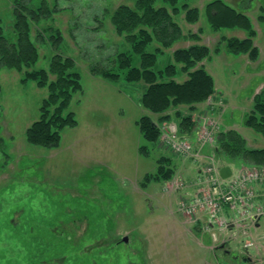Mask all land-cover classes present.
Masks as SVG:
<instances>
[{
  "label": "rangeland",
  "instance_id": "374dc122",
  "mask_svg": "<svg viewBox=\"0 0 264 264\" xmlns=\"http://www.w3.org/2000/svg\"><path fill=\"white\" fill-rule=\"evenodd\" d=\"M13 1L0 0V26L11 40ZM45 1L54 13L31 27L30 38L38 51L32 69L47 70L55 54L73 58L81 90L73 94L66 113L74 114L77 126L61 133L57 148L28 144L26 129L39 119L47 89L33 81L23 83L26 69L0 71V264H39L40 259L41 264H264V214L259 227L250 229L254 249L244 250L237 235L227 249H220L221 238L228 235L216 227L202 231L201 224L179 208L191 197L186 194L192 188L188 178L213 161L175 156L167 142H160L165 139L163 127L177 122L172 119L163 126L140 106L144 83H128L122 75L109 82L90 73L91 66L102 65L122 74L113 59L117 53L131 54V49L125 36L116 33L109 14L120 5L134 7L136 0ZM211 1L177 0L179 7L187 4L200 11L195 24L185 21L184 11L173 18L184 35L196 34L199 40H179L164 49L156 68L172 62L178 49L205 46L209 56L198 65L213 75L214 92L196 110L179 106L180 113H195L192 121L197 125L213 121L221 130L237 129L247 147L264 148V138L243 124L255 96L264 92V21H260L264 0H222L249 18L256 32V61L248 54L226 52L225 39H245L246 33L212 31L204 14ZM155 6L172 9L166 0H155ZM55 36L60 37L56 45ZM157 46L153 43L147 51ZM144 115L161 126L160 144L142 138L137 121ZM176 130L179 133L177 126ZM215 141L208 144V156L216 165L229 163L235 172L244 166L214 154ZM142 146L148 148L147 156L139 153ZM195 150L192 144L191 154ZM159 159L166 160L162 164L173 171L172 178L146 181L156 174ZM193 180H199L198 175ZM213 231L217 241H212Z\"/></svg>",
  "mask_w": 264,
  "mask_h": 264
},
{
  "label": "trees",
  "instance_id": "16d2710c",
  "mask_svg": "<svg viewBox=\"0 0 264 264\" xmlns=\"http://www.w3.org/2000/svg\"><path fill=\"white\" fill-rule=\"evenodd\" d=\"M166 1L172 6L171 11L166 7H156L155 0H136L134 7L120 5L110 13L111 25L118 35L125 36L131 54L117 53L113 59V66L121 70L122 74L102 65L91 66L90 73L109 82L118 81L122 75L128 83H144L146 89L140 99V106L157 116L158 122L175 119L179 134L193 140L200 124L193 122L191 115L183 116L178 107L187 106L193 111L196 105L204 103L213 94L212 76L198 65L209 56V50L202 45L178 49L173 53L172 62L156 68L164 49L179 40H199L196 34L184 35L173 18L184 11L185 21L195 24L199 20L200 11L187 4L179 7L177 0ZM260 10L264 13V5ZM12 12L14 40L5 37L4 28L0 26V71L9 69L21 72L26 69L23 83L33 81L38 88L47 89V97L40 107V117L26 129L25 138L30 145L54 149L60 144L61 133L77 126L74 114L66 111L73 94L81 90L80 75L75 69L73 58L62 54L52 56L47 70L32 69L38 61V51L30 38L31 27L54 13V9L45 0H40L37 5L34 0H14ZM204 14L214 32L236 29L246 33L245 39H225L227 53L248 54L251 61L257 60L258 50L253 47L256 32L245 14L222 0L207 3ZM260 21H264V16H261ZM52 40L56 41V45L60 37L55 36ZM153 43L158 46L147 51ZM181 75H185L186 79L180 81ZM49 76H53L54 80L49 81ZM170 109L176 110L175 114L169 113ZM243 124L264 138V92L255 96L253 110L246 116ZM137 126L146 142L158 143L160 128L149 115L142 116L137 121ZM213 151L229 160H239L246 167L264 168V148L247 147L245 139L235 130L221 131L216 137ZM139 153L147 156L148 148L140 147ZM164 161L166 160H158L156 174L146 177V181L172 178L173 171L164 167ZM38 262L41 264L42 260Z\"/></svg>",
  "mask_w": 264,
  "mask_h": 264
},
{
  "label": "built area",
  "instance_id": "2783aa9c",
  "mask_svg": "<svg viewBox=\"0 0 264 264\" xmlns=\"http://www.w3.org/2000/svg\"><path fill=\"white\" fill-rule=\"evenodd\" d=\"M164 141L170 149L177 154H190V143L181 139L176 126L168 124L164 126ZM219 128L216 122H208L198 134L201 144H210L214 141V133ZM202 189L190 201L181 204L180 210L188 216L199 211H206L213 218L219 232L223 233L232 225L235 231L246 234V221L256 219L264 214V208L255 205L257 194L254 185L264 184V168L242 169L234 177L221 180L217 175V169L210 165L204 169V177L198 181ZM224 208L231 213L226 216ZM208 231V228L205 229ZM215 240V234H212ZM251 242H245L244 248H251Z\"/></svg>",
  "mask_w": 264,
  "mask_h": 264
},
{
  "label": "crops",
  "instance_id": "0c3cea01",
  "mask_svg": "<svg viewBox=\"0 0 264 264\" xmlns=\"http://www.w3.org/2000/svg\"><path fill=\"white\" fill-rule=\"evenodd\" d=\"M244 36H243V34H240V38H243ZM212 75V74H211ZM213 76V75H212ZM186 78V77H185ZM205 103H202V104H198V105H196L195 106V109L194 110H196V109H198V107H200L201 105H204ZM214 106H217V103H215V105ZM218 107V106H217ZM213 109H216L215 107H212ZM201 109V108H200ZM217 110V109H216ZM195 112V111H194ZM211 113H214V112H211ZM193 114H195V113H190V115L193 117ZM232 129H234V128H232ZM227 130V129H226ZM228 130H230V129H228ZM235 130H237V129H235ZM238 131V130H237ZM245 139V138H244ZM246 140V139H245ZM248 145V144H247ZM249 146V145H248ZM210 153V151H209V148H207V147H203V148H201V150H200V154L203 156V162H205V163H207L208 162V158H209V156H208V154ZM210 158H212V157H210ZM188 160H190V161H192V162H194L191 158H189ZM225 166H229L230 168H232V169H234L233 167H231V165L229 164V163H227V164H224ZM200 171H199V167L197 168V172H196V174L193 176V177H191V178H188L189 180H191V181H188V186L189 187H192V188H189L188 190H186V194L187 195H189V196H192L195 192H196V187L193 185V182H194V178L195 177H197V175H198V173H199ZM238 172V171H237ZM186 179V178H185ZM188 179H186V180H188ZM189 182H192V185L191 184H189ZM256 191H257V193L259 194V197H261V196H263L264 195V185L262 186V185H257L256 186ZM258 202L259 203H261L262 202V200L259 198L258 199ZM193 222H196V224L199 226L200 224H203L204 222H206V223H211L212 222V220H211V218L210 217H208V215L207 214H199V215H197L196 216V219L195 220H193ZM255 228H258L259 227V220H258V223L254 226ZM251 235V234H250ZM232 239H234V237H231L230 235L229 236H226V238H223V239H221V242H223L224 244H226V245H223V247H221L220 249H227L228 247H229V244H230V240H232ZM227 244H228V246H227ZM228 250H226V253H228L227 252Z\"/></svg>",
  "mask_w": 264,
  "mask_h": 264
},
{
  "label": "water",
  "instance_id": "95a60500",
  "mask_svg": "<svg viewBox=\"0 0 264 264\" xmlns=\"http://www.w3.org/2000/svg\"><path fill=\"white\" fill-rule=\"evenodd\" d=\"M230 175H231V169H230L229 166H225V167H222V168L220 169V176H221V178L226 179V178H228ZM123 240H124V242H127V238H126V237L123 238Z\"/></svg>",
  "mask_w": 264,
  "mask_h": 264
},
{
  "label": "flooded vegetation",
  "instance_id": "af4514ba",
  "mask_svg": "<svg viewBox=\"0 0 264 264\" xmlns=\"http://www.w3.org/2000/svg\"><path fill=\"white\" fill-rule=\"evenodd\" d=\"M220 247H223V245H220Z\"/></svg>",
  "mask_w": 264,
  "mask_h": 264
}]
</instances>
